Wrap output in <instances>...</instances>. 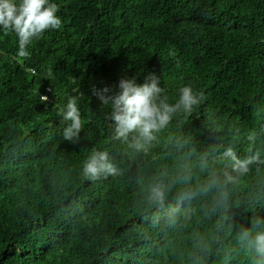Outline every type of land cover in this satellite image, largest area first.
<instances>
[{"label":"trees","instance_id":"trees-1","mask_svg":"<svg viewBox=\"0 0 264 264\" xmlns=\"http://www.w3.org/2000/svg\"><path fill=\"white\" fill-rule=\"evenodd\" d=\"M55 2L62 27L27 55L0 30V264H253L237 232L264 217V0ZM149 74L171 102L185 85L203 99L136 151L114 139L92 86L118 91ZM69 96L80 97L74 141L63 135ZM228 147L257 159L227 204L212 212L214 192L180 200L231 171ZM94 150L116 175L84 176ZM156 182L168 185L162 208L147 199Z\"/></svg>","mask_w":264,"mask_h":264},{"label":"clouds","instance_id":"clouds-1","mask_svg":"<svg viewBox=\"0 0 264 264\" xmlns=\"http://www.w3.org/2000/svg\"><path fill=\"white\" fill-rule=\"evenodd\" d=\"M55 0H0V30H10L18 38V54H28V46L40 39L49 30L62 27V18L58 15ZM118 91L104 86H92V94L109 111V119L114 125V139L128 141L129 147L136 151L146 150L156 139V133L164 129L177 113L189 114L203 99V93L197 92L191 85L179 89L178 98L171 102L161 86L160 78L149 74L140 84L135 78L127 76L118 82ZM46 99V97H44ZM79 96H69L61 111L66 127L63 135L66 140L78 139L82 128ZM130 138V139H129ZM222 159L230 163L231 171L222 175L213 173L204 184L189 188L180 193V200L191 201L201 194L214 192L211 211L223 207L229 200V186L239 176L249 171L257 156L246 159L238 158L235 150L226 148ZM118 168L107 151L94 150L83 163V174L86 178L96 180L109 175H116ZM189 182L191 173L185 170L181 176ZM168 185L156 182L149 186L147 199L158 207H163L167 197ZM240 243L253 253V264H264V217L255 216L250 226H241L237 232Z\"/></svg>","mask_w":264,"mask_h":264}]
</instances>
